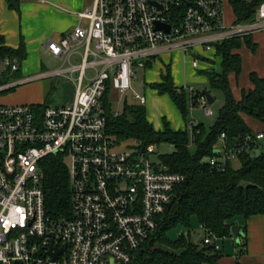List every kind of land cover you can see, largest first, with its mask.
<instances>
[{"label": "built area", "instance_id": "1", "mask_svg": "<svg viewBox=\"0 0 264 264\" xmlns=\"http://www.w3.org/2000/svg\"><path fill=\"white\" fill-rule=\"evenodd\" d=\"M234 1L254 6L250 21L237 20ZM79 20L85 24L67 36L45 41L49 56L60 61L53 70L2 84L20 66L0 60V94L38 79H62L73 88L67 105L0 104V264H129L159 230L185 177L151 161V144L140 150L115 143L106 132L110 92L130 91L134 69L144 70L161 53L209 51L264 33V0H91ZM176 90L206 117L214 115L195 88ZM132 98L145 105L139 94ZM224 138L207 160L220 170L241 153L251 155L264 133L248 134L232 148ZM56 156L67 166L71 195L70 215L58 219L45 211L42 181L43 160ZM201 238L220 252L222 239L205 231Z\"/></svg>", "mask_w": 264, "mask_h": 264}, {"label": "trees", "instance_id": "2", "mask_svg": "<svg viewBox=\"0 0 264 264\" xmlns=\"http://www.w3.org/2000/svg\"><path fill=\"white\" fill-rule=\"evenodd\" d=\"M4 1L9 10L18 11L19 0ZM231 6L238 21H250L254 12L252 4L234 1ZM240 46L252 52L256 49L251 38H236L213 46V52L220 59L221 72L216 73L211 69L206 70L205 74L209 90L222 93L224 101L208 133H205L202 125L192 127V144L196 145L193 156L188 152L185 131L172 130L166 121L161 131H155L145 116L144 108L137 105L125 104L122 114L114 116L105 97L106 132L115 143L123 146L126 141L133 140L136 144L132 146L140 150L150 144L156 147L162 142L168 143L173 146V152L158 159L167 172L180 173L185 177L174 189L169 208L161 217L159 230L135 251L129 264H216L221 257L220 252L197 244L189 233L180 235L174 241L167 237V233L178 226L189 229L194 218L205 233L226 239L233 237L230 228L234 218L246 220L256 215L264 217V153L254 157L239 154L240 167L237 170L233 169L232 162H227L222 170L207 163L208 158L215 155L214 147L222 134L228 148L252 134L244 117L264 123V78L251 72L248 76L251 88L241 90L240 99L237 100L228 82L229 75L236 79L242 71L241 55L235 52ZM24 53L22 43L18 49H12L4 44L0 34V60L8 57L21 62ZM165 70L160 82L151 84V88L159 94H167L183 115L186 93H176L170 69ZM42 163L45 165L42 180L45 211L54 219L68 217L71 213V195L67 166L57 156L45 158ZM240 182L243 185L239 186ZM239 246L242 247L241 244Z\"/></svg>", "mask_w": 264, "mask_h": 264}, {"label": "rangeland", "instance_id": "3", "mask_svg": "<svg viewBox=\"0 0 264 264\" xmlns=\"http://www.w3.org/2000/svg\"><path fill=\"white\" fill-rule=\"evenodd\" d=\"M22 1L34 3L33 0ZM0 2L3 3V1ZM5 9H8V7L5 6ZM33 15H37L36 20L34 19ZM46 15L49 14L43 13L42 10L35 9V11H32V13L29 14V20L33 23L34 28L46 27L49 26V23L47 21L45 22V20H42ZM225 17L227 21H230L231 10L228 6L225 8ZM247 38L252 39V41L256 44V49L254 52H252L248 51L244 46H240V48L235 51L241 55L242 71L237 77L236 81L238 82V87L248 86V76L251 71H256L259 73L264 71V33L254 34ZM237 39L241 40L240 38ZM194 54L200 55V58L197 59L198 69H193L191 66ZM18 63L21 68V62ZM219 63L220 59L215 55L213 50L198 51L197 49H193L187 55H184L179 50L161 53L157 60L151 62L150 67L145 68L144 70L134 69L135 76L131 79L130 91L121 96L115 91L110 92L109 102L111 113L113 115H115V113L122 114L125 101L128 106L137 105L136 101L132 98V95L135 93L139 94L144 98L145 105L143 108L145 111V116H147V120L152 124L153 129L156 131H161L163 122L166 121L172 130L185 131L188 138V152L191 156H193V154L196 152V145L192 144L191 129L193 126L202 125L205 133H208L209 128L216 122L218 117L217 113L222 107L224 101L222 93L219 91L210 90L213 99H215V101L209 105L214 114L212 117H206L201 109L195 106L193 107L190 104V99L186 94L185 109L184 114L182 115L177 107H175L173 102L169 99V96L167 94H159L156 90L151 88V84H158L160 82V76L165 74V69L169 66L170 69H172V78L174 84H180L181 86L189 88L193 87L196 90L202 92L208 87L207 83H205L207 78L205 71H210L213 69L216 73H220L221 68ZM58 66L59 62L55 58L49 57L45 52H42L38 57L37 65H28L26 67L22 66V70L20 69V71L15 74L14 77L3 81L2 84L7 81L34 76L40 72L51 71ZM236 82H232V87L234 90L236 89ZM50 84V79H38L14 87L13 89L0 94V104H69L73 95L72 84L69 82L67 83L64 80H59L56 85V90L53 93H50ZM176 93L180 94L178 92ZM135 144L136 143L131 140L126 141L123 146L132 147V145ZM173 150V146L162 142L156 146V150L154 154L150 156V160L157 161L159 156L171 154ZM262 153H264V141L260 142V145L254 150L251 156H258ZM231 165L233 169L237 170L240 167V161L233 160ZM187 233H189V237H191L192 240H195L196 238H199L203 235L201 227L199 226L196 219H191V225L189 229L178 226L170 230L167 233V237L174 241L178 239L180 235H186Z\"/></svg>", "mask_w": 264, "mask_h": 264}, {"label": "crops", "instance_id": "4", "mask_svg": "<svg viewBox=\"0 0 264 264\" xmlns=\"http://www.w3.org/2000/svg\"><path fill=\"white\" fill-rule=\"evenodd\" d=\"M0 1H3V3L0 2V34L4 38V44L12 49H18L21 43L24 45L25 53L24 58L21 61V70L22 66L37 65L40 53L45 52L49 56L45 48L46 40H58L71 33L76 26L84 25L85 21L79 20V14L91 3V0H33L34 3L19 0L18 11H13L5 9V6H7L6 2L4 0ZM35 9L42 10L43 13L49 14L42 19L45 20V22L47 21L49 26L39 28L33 27V23L29 20V14L32 13V11H35ZM36 16L33 15L35 20ZM56 60L60 64V61L58 59ZM150 66L151 62L148 67ZM166 68L170 69L169 66ZM170 72L173 85L175 87L181 86L180 84H174L172 69H170ZM251 72H255L258 77L264 78V71L260 73L256 71ZM59 80L62 79L51 82L50 93H53L56 90V85ZM233 81L236 82L237 78L235 79L233 75H229L228 82L230 83L233 97L237 100L240 99V91L250 89L251 84L249 82L247 87H238V82H236L237 85L234 90L232 87ZM205 83H207V78ZM205 90L209 91L211 95L208 87L205 88ZM54 105L67 104L60 103ZM244 121L252 133H264V123H260L248 117H244ZM262 141H264V139L258 142L259 145ZM231 223L232 226H236L242 230L244 236L240 238L239 243L242 247H240L239 244H236L233 237L219 240L218 245L220 247L221 257L216 261V264H264V217L262 215H256L249 217L246 220L242 217H236ZM199 238H196L193 241L197 242ZM242 250L243 253L241 254Z\"/></svg>", "mask_w": 264, "mask_h": 264}, {"label": "water", "instance_id": "5", "mask_svg": "<svg viewBox=\"0 0 264 264\" xmlns=\"http://www.w3.org/2000/svg\"><path fill=\"white\" fill-rule=\"evenodd\" d=\"M164 28H165V31L168 33L169 32V27L167 26V27H164ZM201 93L203 94L205 99H207V102H208L209 105H211L214 102V99L210 95L209 91L203 90ZM240 185H243V183L240 182L239 186ZM230 234L233 236V239H234V241L236 242L237 245L240 243V238H242L244 236L243 233H242V230H240L236 226H231ZM201 240H202V238L200 237L196 243L197 244H201Z\"/></svg>", "mask_w": 264, "mask_h": 264}]
</instances>
